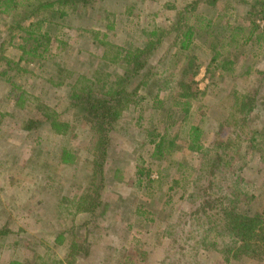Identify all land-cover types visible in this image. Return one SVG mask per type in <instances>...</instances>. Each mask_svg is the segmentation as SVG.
Here are the masks:
<instances>
[{
	"label": "rangeland",
	"instance_id": "374dc122",
	"mask_svg": "<svg viewBox=\"0 0 264 264\" xmlns=\"http://www.w3.org/2000/svg\"><path fill=\"white\" fill-rule=\"evenodd\" d=\"M253 2L218 0L211 7L207 0H90L77 10L72 7L48 18V27L40 31L47 30L50 39L42 47L46 49L42 58L30 53L34 42H25L27 34L19 31L38 20V14L25 20L29 13L22 10L9 14L0 10V229L5 231L3 237L11 235L0 239V264H68L71 243L85 241L87 256H76L73 264L178 262H171L178 257L172 254L164 230L194 210L188 194L198 159L187 149L189 129L201 128L205 147L226 141L230 131L221 138L219 124L238 109L235 93L254 98L258 108L249 125L264 126V49L259 51L256 44L245 48L227 44L226 49L220 46L221 58L213 62L209 45H220L221 36L199 47L195 30L200 17L220 25H246ZM256 21L264 29V21ZM153 33L155 41L159 37L158 50L149 57V48L141 56L149 57L152 85L145 88L143 79L135 77L128 89L140 102L136 97L138 104L131 102L113 124L104 168L106 186L100 196L107 212L101 218L100 210L88 212L89 204L98 202L99 183L93 189L89 181L97 134L90 118L69 107L67 93L72 85L85 82L96 92L103 87L107 91L118 75L130 76L131 66L123 65V56L144 49ZM51 112L61 116L67 128L51 127ZM30 119L41 123L28 131L25 121ZM147 132L165 135L166 144L174 146L164 160L154 157ZM258 158L252 154L238 163L244 192L258 190L264 179ZM190 163L194 170L180 168ZM230 179L222 184L224 188L230 187ZM87 189L83 203L88 205L79 208V198ZM143 202L154 222L137 236L135 228L127 230L114 207ZM137 219L133 214L129 222ZM134 238L148 246L133 251ZM218 242L221 248L223 240ZM193 247L194 243L192 254ZM202 262L249 264L227 261L217 251L205 254Z\"/></svg>",
	"mask_w": 264,
	"mask_h": 264
},
{
	"label": "trees",
	"instance_id": "16d2710c",
	"mask_svg": "<svg viewBox=\"0 0 264 264\" xmlns=\"http://www.w3.org/2000/svg\"><path fill=\"white\" fill-rule=\"evenodd\" d=\"M89 1L0 0V10L3 9V12L8 14L11 11L22 10V12L24 11L30 15H28L29 18L26 16L25 20L30 19L34 14H38V20L31 22L28 27H20L19 31L27 34L24 38L25 42H34L30 53L34 57L42 58L46 52V49L42 50V47L46 45L45 43L50 42V39H47V30L44 34L40 31L44 27H48V18L58 15V12L63 14L72 7L77 10L78 6L86 5ZM207 1L209 6L216 7L218 0ZM257 6H260V9H257ZM253 9L254 11L247 13L246 25L237 24L233 26L229 23L220 25L216 21L199 18V28L195 30L196 32L199 31V35H196L197 38L195 37L199 41V47L204 43H211L213 39L221 36L220 45H218V42L209 45L213 50V62L221 58L220 46L221 50L226 49L227 44H232L236 48L242 46L245 48L248 44H256L259 51L264 49V29L259 27L256 21V18L264 21V0H254ZM216 24L219 27L215 26ZM153 35L154 33L150 34L149 39L142 45L144 49L136 50L137 54L130 51L123 56V65L131 66L130 76L122 75V78H120L121 76L118 75L117 80L107 91L103 87L96 92L85 82L84 85L80 86L72 85L67 93L69 107L75 110L76 115L90 118L93 125L92 132L97 134V140L91 155V168L93 170L91 176L89 177L88 174V177L90 183L94 185L92 186L93 189L95 188L94 183L96 181L99 183V185H96L99 190V193L96 192L98 202L96 201V205L89 204L91 207L88 212L95 214L96 211L100 210L101 218L107 212V206L105 208L106 204L102 202L100 196H102V191L106 186L104 183V168L110 154L113 124L119 120L120 116L122 117L127 108L133 104L131 102H134L137 97V95L134 97L135 95L128 89L130 82L135 77H140V79H143L142 84L145 88L152 85L153 78L150 76L152 74L148 69V59L155 54L160 46L159 37L155 41ZM149 48L148 56L149 54L150 56L147 59H142V53L144 54ZM121 57L122 55H118L119 59ZM3 73L6 74L7 72L4 71ZM149 80H151V83ZM235 95L237 97H235L234 102L238 109H235L220 122V134L217 131L221 138L226 135V131H230L226 141L218 140L209 147H205L202 141L203 132L201 128L191 127L189 129L187 149L193 153L196 160L198 159V168L190 183V194L187 195L194 210H189L182 215V223L179 222L182 219L177 220L173 224L167 225L164 230L165 236L171 241L172 254L178 257L177 260H171V262L178 261L174 264H203L202 258L204 255L216 251L222 252L227 261L246 260L249 264H264V179H262L263 181H261L258 190L252 193L244 192L242 190L245 183L244 175L240 174L241 169L237 167L239 162L248 160L252 154L259 156L258 159L262 166L257 168L261 170L264 166V126L257 129V126L251 123L249 125V122H251L250 115L258 108L254 98L236 93ZM137 102H140V98ZM137 102H134L135 105L138 104ZM48 116L51 118L49 120L51 127H54L56 131L60 128L61 130L64 127L67 128L66 123L61 120V116L52 112ZM37 123L41 122L32 119L26 120V130L31 131ZM58 127L60 128L58 129ZM223 127H225V130L223 129L221 132ZM150 133L152 132H147V137L152 138L148 143L153 146L154 157L164 160L166 155L172 153L174 146L166 144L165 135L154 136ZM247 166V164L244 165V168H247ZM180 168L194 170L191 163L190 165H181ZM139 175L144 176L141 172H139ZM230 176L234 179H230L229 188H224L222 184ZM146 177L148 178L149 175H146ZM191 177L189 176V178ZM172 180L174 183L178 182L176 178ZM86 191L90 192V189L83 192V199L79 198V208L86 207L87 203H83ZM198 194L199 200H197ZM134 205H121L120 203L114 207V211L116 215H122L127 230L135 228L134 233L138 236L143 234V229L147 228L148 223H152L154 220L151 219L149 213L144 211L145 202ZM82 212L87 211L83 210ZM133 214L135 217L138 216V219L134 224H131L129 220ZM180 227L183 228L181 232ZM178 228L179 233L177 234L176 230ZM4 232L0 229V239L11 236L8 233L3 237ZM219 240H223L221 248H219ZM134 241L136 243H134L133 251H140L142 247L148 246L144 243L143 246L139 245L141 243L139 238ZM224 241L227 242L224 243ZM192 243H194L193 254L190 251ZM184 244H188V248ZM13 245H10V247H13ZM86 248H88L86 241L82 244L71 243L67 255L68 264H73L76 256L86 257L88 252H83ZM173 250L175 253H173ZM143 253L146 252L143 251Z\"/></svg>",
	"mask_w": 264,
	"mask_h": 264
}]
</instances>
